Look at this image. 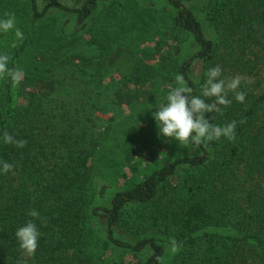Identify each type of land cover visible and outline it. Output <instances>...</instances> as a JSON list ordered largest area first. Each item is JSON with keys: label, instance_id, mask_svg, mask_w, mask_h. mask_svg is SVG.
I'll use <instances>...</instances> for the list:
<instances>
[{"label": "trees", "instance_id": "1", "mask_svg": "<svg viewBox=\"0 0 264 264\" xmlns=\"http://www.w3.org/2000/svg\"><path fill=\"white\" fill-rule=\"evenodd\" d=\"M77 3L72 8L49 0L40 10L38 0H0V20L7 18L5 13L14 14L15 27L24 34L21 41L15 29L0 31V55L10 57L9 68L22 71L16 86L10 77L0 76V162L13 165L7 173L0 170V264L24 259L27 264H64L67 255L77 261L80 253L91 252L92 242L94 248L90 214L105 219L112 245L135 252L151 247L153 252L144 264H162L165 249L159 237L175 238L182 247L172 264H264V192L258 184L264 180V85L249 78L262 70L264 62V0L208 1L209 23L235 37L231 40L229 35L222 45L206 35L185 0ZM52 7L74 14L77 24L87 27L88 43L100 44L103 50L112 45L114 29L120 30L118 37L130 39L136 32L139 42H124L126 47H135L128 81L144 89V95L154 98L161 92L162 103L178 74L192 87L193 95H201L211 67H221V78L239 74L244 78L240 90L246 93L245 101L239 103L229 93L232 103L222 106V115L205 114L214 125L237 121L235 140L221 137L210 142L207 150L201 145L203 156L178 157L133 186L116 191L110 207L92 208L90 156L97 157L98 150L77 148L79 142L64 143L67 151L54 148L49 132L53 118L42 110L36 95L47 84L59 57H69L64 49L67 42L74 41L68 40L64 29L56 28L58 34L50 30L45 20ZM79 37L76 30L73 38ZM190 38L197 50L180 63L174 47ZM196 61L204 67L199 81L192 75ZM5 131L26 140V146L5 144ZM46 148L52 150L51 155ZM237 175L243 177V184L250 182L244 200L231 197L229 190V181ZM31 209L39 212V218L27 214ZM28 220L40 232L32 257H24L15 237L17 228ZM120 225L151 235L136 243L125 242L115 236ZM227 228L237 229L238 234H226Z\"/></svg>", "mask_w": 264, "mask_h": 264}, {"label": "rangeland", "instance_id": "2", "mask_svg": "<svg viewBox=\"0 0 264 264\" xmlns=\"http://www.w3.org/2000/svg\"><path fill=\"white\" fill-rule=\"evenodd\" d=\"M54 1L72 8L78 5L77 0ZM103 1L105 5L111 0ZM208 1L185 0V3L201 21L206 35L217 45L225 44L229 35L231 40H235L232 39L235 37L230 31L224 33L209 23L205 11ZM38 2L39 9L43 10L49 0ZM46 19L51 26L50 30L64 29L68 40L74 41L70 45L67 40L61 41L67 42L64 49L69 57H59L51 67L52 75L47 84L41 86L36 95L41 99L42 110L51 113L53 118L54 124L49 132L54 148L57 146L67 151L68 147L64 143L79 142L75 144L77 148L84 147L91 152L98 150L94 153L97 157L90 156V163L94 166L92 189L95 192L92 208H108L116 191L133 186L153 170L178 157L190 153L198 155L200 150L192 149V144L185 148L171 138L165 141L164 137L158 136L152 113L157 110L159 103L163 104L161 92L153 98L144 95V89L129 83L128 69L135 59V47H126L124 42L134 39L139 42L136 32L130 39L126 36L118 37L120 30L114 29L112 45L103 50L100 44L88 43L90 37L87 27L78 25L74 14L52 7ZM40 23L38 21L37 25ZM76 30L81 35L79 39L73 38ZM56 33L58 34L57 31ZM196 50L197 45L191 38L174 47L176 59L180 63L190 58ZM261 68L259 73L249 78L255 84L264 85V62ZM203 72L202 62L196 61L192 69L196 81L201 80ZM104 139H107L106 145H102ZM46 150L49 154L52 152L50 148ZM243 182V177L239 175L229 181L231 197L244 200L250 182ZM258 184L263 186L264 192V180ZM88 226L93 231L94 248L92 242L91 252L80 253L77 261L67 255L64 264H144L153 252L149 246L135 252L109 243L103 217L90 214ZM213 231L219 229L213 228ZM224 232L229 235L238 234L235 228H227ZM150 235L124 225H120L115 232L118 239L129 243H136ZM159 239L165 249L162 264H172L182 248L181 245L177 242L179 250L173 254L170 251L171 238Z\"/></svg>", "mask_w": 264, "mask_h": 264}, {"label": "clouds", "instance_id": "3", "mask_svg": "<svg viewBox=\"0 0 264 264\" xmlns=\"http://www.w3.org/2000/svg\"><path fill=\"white\" fill-rule=\"evenodd\" d=\"M6 19L0 20V31L7 33L15 29V37L23 40V32L15 27L14 14L5 13ZM13 43V47H15ZM8 55H0V76L11 78L13 86L19 84L22 71L18 68H9ZM206 80L201 86V95H193V89L185 80L183 75H176V85L171 87L166 96V103L159 105L152 116L156 122L158 136H162L167 141L169 138L178 142L182 147L188 148L189 144L194 145L192 149L200 148L207 150L210 142L218 141L221 137L229 141L235 140V129L237 121L233 120L223 126L214 125L206 119V113L223 114V108L228 107L232 100L229 99L231 93L235 100L243 103L246 99V93L240 90L243 77L236 75L234 77L222 76V69L219 65L211 67L206 72ZM250 83L251 81H245ZM215 117L212 116V119ZM243 122V121H241ZM3 142L12 144L17 148L26 146V140H18L7 131L3 133ZM198 155L203 156L204 151ZM190 158H192L190 153ZM2 164L3 172L7 173L13 169V165L4 161ZM13 174H15L13 172ZM30 217L39 218L37 210L31 209L27 213ZM40 232L33 220H28L23 226L17 228L15 237L19 244V249L24 257H32L38 247ZM170 251L174 254L179 250V245L175 238L170 239ZM18 264H27V259L18 261Z\"/></svg>", "mask_w": 264, "mask_h": 264}]
</instances>
